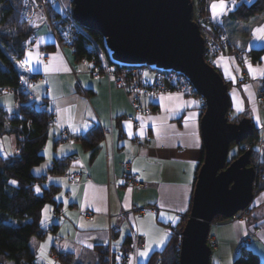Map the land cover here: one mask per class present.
<instances>
[{
    "label": "crops",
    "instance_id": "0c3cea01",
    "mask_svg": "<svg viewBox=\"0 0 264 264\" xmlns=\"http://www.w3.org/2000/svg\"><path fill=\"white\" fill-rule=\"evenodd\" d=\"M209 17L218 21L224 15L212 13L209 8ZM31 23L34 37L23 59L26 69L37 74V79L29 85V99L53 116L42 150L45 165L33 174L44 175L54 160L71 155L75 157L69 160L67 172L83 171L74 181L66 180L65 174L46 178L47 182L60 185L55 197L60 207L57 213L51 206L46 213L45 206L42 209L43 225L53 224L55 231L48 232L50 235L47 233L43 239L31 238L33 262L64 264L59 253H68L74 257V264H97V247L110 246L114 252H120L133 233L145 232V245L151 242V246L146 257L139 255L147 251L145 246L138 251L136 262L148 264L152 254L161 251L171 232L183 223L180 214L189 212L202 158L201 100L179 92L142 98V104L150 112L139 116L138 124L132 125L125 120V116L132 114V107L123 90L107 77L91 76L87 67L82 68L73 57L72 50L56 40L42 21L32 19ZM224 26L227 30L225 18ZM26 52L38 54L43 63H27ZM15 101L11 89L0 94V108L10 111L8 117L16 111ZM193 114L196 118L186 123L188 115ZM92 127H99L101 141L95 149H86L77 138ZM65 128H68L66 132ZM147 136H150L148 141ZM7 138H11L15 149L14 137L5 134L0 139L3 156L9 155L4 151L3 140ZM127 161L131 162L132 173L141 186H124L123 164ZM252 202L246 220L213 223L208 241L214 244L218 262H233L241 251L240 240L248 230L252 232L248 248L260 260L264 257V249L258 244L264 238V212L250 218L249 214L261 205ZM82 205L87 206L81 210ZM94 207L99 211H94ZM132 208L147 209L132 213ZM173 217L175 223L171 221ZM112 227L117 230L112 231ZM162 239L164 243H159ZM42 246L46 258L40 255Z\"/></svg>",
    "mask_w": 264,
    "mask_h": 264
},
{
    "label": "water",
    "instance_id": "95a60500",
    "mask_svg": "<svg viewBox=\"0 0 264 264\" xmlns=\"http://www.w3.org/2000/svg\"><path fill=\"white\" fill-rule=\"evenodd\" d=\"M73 19L103 37L112 59L172 68L186 75L204 100L200 116L203 159L188 217L179 231L178 264H210L207 243L215 216L230 219L264 190L256 184L251 153L228 160L232 144L253 132L248 117L229 121L227 84L203 57V40L191 20L190 0H71Z\"/></svg>",
    "mask_w": 264,
    "mask_h": 264
},
{
    "label": "trees",
    "instance_id": "16d2710c",
    "mask_svg": "<svg viewBox=\"0 0 264 264\" xmlns=\"http://www.w3.org/2000/svg\"><path fill=\"white\" fill-rule=\"evenodd\" d=\"M22 0H0V89L9 88L17 101L16 111L19 118L13 114L8 117L7 111L0 108V139L12 135L15 148L18 151L3 156L0 154V263L1 264H34V252L30 246L31 238L43 239L48 232L55 231V225L45 227L41 220L42 209L50 205L57 213L60 203L56 195L60 185L46 181L49 176H62L67 173L69 158L54 160L44 175H34L32 169L44 160L42 150L48 139V128L52 114L45 108L35 106L29 99L28 88L21 86L24 79L36 80L37 74L31 73L24 64L25 42L29 41L34 27L28 21H20L19 12ZM236 5L227 13V18L234 21H247L264 11V0H235ZM56 11V9L53 8ZM58 13V12H57ZM81 27V26H80ZM73 44L74 57L80 61L89 58L92 53L101 51L106 54L103 37L98 33L81 27ZM86 44L91 51L86 50ZM262 49H254L249 54L253 60H259ZM21 64L24 67H21ZM226 84L228 82H225ZM235 121V120H233ZM253 126V132L243 142L247 148L232 144L236 153L233 159L246 149L250 150L251 162L256 153L258 137ZM20 136L22 139H20ZM257 137V138H256ZM86 149H95L101 141L99 127H92L86 134L77 138ZM203 159V146L202 158ZM255 167V165L253 164ZM258 177L264 176V158H260ZM15 181L16 183H10ZM264 182V181H260ZM39 187L37 193L35 188ZM250 210V209H249ZM222 216H215L213 222L226 221ZM170 236L167 245L159 252L152 254L148 264L160 258L159 264H178L179 231ZM208 243V241H207ZM209 245V244H208ZM99 259L97 264H108V247H97ZM59 259L64 264H74V257L68 253H59ZM233 264H264L258 255L248 247L241 249L233 260Z\"/></svg>",
    "mask_w": 264,
    "mask_h": 264
},
{
    "label": "built area",
    "instance_id": "2783aa9c",
    "mask_svg": "<svg viewBox=\"0 0 264 264\" xmlns=\"http://www.w3.org/2000/svg\"><path fill=\"white\" fill-rule=\"evenodd\" d=\"M192 3L191 19L197 24L200 36L203 40V57L206 62L209 63L210 59L218 55L225 53L227 49H230L231 43L224 26V18L221 17L218 21H212L209 17V11L206 10L207 3L205 0H190ZM21 9L19 12L20 21H25L32 18L34 10L44 7L46 2L49 0H22ZM46 8V7H45ZM51 18L48 19V27L50 34L59 42L64 44L66 47L73 50L74 40L76 34L79 32L72 23H68L65 20L64 13H57L55 10H51ZM47 16V15H46ZM49 16V15H48ZM47 16V17H48ZM52 21V22H51ZM34 37V33L30 34L29 41L25 42L27 46L30 44ZM231 46V47H230ZM86 50L91 51V48L86 44ZM87 62V72L94 77L104 76L112 80L119 88L125 93L131 107L132 114L125 116V120L132 125H137L139 116H143L150 112V108L147 105H143L141 99L145 97H153L160 93H172L179 92L187 97H198L201 100L202 112L205 108L204 100L197 94L195 88L190 83L188 77L178 70L172 68L156 67L155 65L145 64H133L123 63L112 59L110 51L107 50L106 54L98 51L91 54L89 58H84ZM210 64V63H209ZM143 69H148V76L143 75ZM251 80L247 75L244 68L242 76L239 82H246ZM24 81V82H22ZM21 81V86L29 88L32 80L24 79ZM9 88L0 89V94ZM256 92L257 101L264 104V78L260 79L259 85ZM17 104V101H15ZM14 118L18 119L17 113L13 114ZM52 119L50 120V123ZM68 128L64 129L66 132ZM20 139L22 137L20 136ZM150 140V136L146 137V141ZM19 148H15L18 151ZM75 155L69 156V160H72ZM124 167V186L133 188L141 186L136 176L132 173L131 162L127 161L123 164ZM256 174L257 168L255 169ZM83 175V171L77 170L73 172L65 173V178L68 181H74ZM264 179V176H262ZM262 180V179H261ZM259 180L256 176V184L258 185ZM147 208H132V213H142ZM249 212V207L244 210L237 212L230 219H243L246 220ZM182 220H186L188 215L185 213L180 214ZM112 231L117 229L111 228ZM172 233V232H171ZM252 232L248 230L246 235L240 240V249H245L250 243ZM146 237L138 232L131 235L126 246L120 252H114L110 246H108L107 263L108 264H137L138 251L144 248ZM160 258L156 257L152 264H159ZM1 264V263H0Z\"/></svg>",
    "mask_w": 264,
    "mask_h": 264
},
{
    "label": "rangeland",
    "instance_id": "374dc122",
    "mask_svg": "<svg viewBox=\"0 0 264 264\" xmlns=\"http://www.w3.org/2000/svg\"><path fill=\"white\" fill-rule=\"evenodd\" d=\"M194 3L197 0H193ZM207 3V7L213 12L212 6L214 4H222L223 9L219 11L217 14L224 15L225 24L227 27V34L231 43V48L226 50L224 54L218 55L210 59L209 63L221 70L219 72L227 83V92L230 99V108L227 113V117L229 121L237 120L241 116L248 117L253 126H255L256 136L258 137V142L256 143V153L252 159L251 165H258L259 159L262 157L264 158V104L257 101L256 99V92L259 85V79L264 76V11L247 21H234L227 18V13L230 9H232L236 5L235 0H205ZM72 2L71 0H49L46 2L44 7L38 8L34 10V15L32 18H29L25 21H28L29 24L32 26L31 23L32 19H39L42 21L46 26H48L47 20L51 18V10L56 9L58 13H64L65 20L68 23H72L74 27L77 28V31L81 29L80 25L76 23L71 15L72 10ZM46 7V8H45ZM209 8L206 10L209 11ZM209 14V13H208ZM48 17H47V16ZM192 20V19H191ZM52 22V21H51ZM37 24V22H36ZM35 25V24H34ZM34 27V26H33ZM49 28V27H48ZM34 33V31H33ZM71 49V48H70ZM254 49H262L260 54L259 60H253L250 56V52ZM72 50V49H71ZM73 57L74 51L72 50ZM73 60V59H72ZM82 68L87 67V62L85 59H81L78 61ZM246 70L247 75L250 77L251 80L246 82H239L242 71ZM147 74V75H145ZM149 72L148 69H143V75L148 76ZM8 114L10 111L8 110ZM256 137V138H257ZM8 139V140H7ZM4 139L6 141L4 143L5 149L4 151L7 152L6 154H10V152L14 149L11 138ZM242 147L247 148L246 142H241ZM236 153L235 147H230L228 153V159L231 158ZM45 164L42 163L39 166H35L32 171L38 172ZM38 167V168H37ZM258 173V169H257ZM264 181L262 176L259 178L257 175V180ZM258 181V182H259ZM254 202H261L259 208H256L249 214L250 218L255 216L257 212L263 211L264 212V190L259 192L254 197ZM253 204V202L251 203ZM250 204V205H251ZM50 207V205H45V207ZM188 215V214H187ZM230 220V219H228ZM185 219L182 221L181 229L184 226ZM216 223V222H213ZM213 223L211 224L210 233L213 232ZM174 233L172 231L171 235ZM48 235H50L48 233ZM34 240V238H33ZM251 240V239H250ZM43 241V240H42ZM210 247V264H233L232 261H217V256L215 254V248L213 247V242L208 241ZM258 244L261 248L264 249V238L262 241H258ZM44 245V244H43ZM240 248V247H239ZM263 256V255H262ZM264 258V257H263ZM261 259L260 262L264 263V259Z\"/></svg>",
    "mask_w": 264,
    "mask_h": 264
},
{
    "label": "snow or ice",
    "instance_id": "6c2138e0",
    "mask_svg": "<svg viewBox=\"0 0 264 264\" xmlns=\"http://www.w3.org/2000/svg\"><path fill=\"white\" fill-rule=\"evenodd\" d=\"M212 8H213V12L215 13V14H217L219 11H221L222 9H223V5L222 4H219V5H217V4H214L213 6H212ZM25 61L27 62V63H29V64H31V63H33V62H38V63H43V61L40 59V57L38 56V54H33L32 52H26L25 53ZM21 67L23 68L24 67V65L23 64H21ZM145 75H147V74H145ZM22 82H24V81H22ZM170 99H171V97H170ZM186 106H188V105H186ZM191 106V105H190ZM196 118V116H195V114H193V115H188V117L186 118V123H187V121L188 120H192V119H195ZM130 127V126H129ZM154 127V129H155V125L153 126ZM197 143H198V141H196ZM45 155L47 156L48 155V152H47V150H46V152H45ZM134 171H135V169H134ZM10 183H13V184H15L16 182L15 181H10ZM35 191L37 192V193H39L40 192V189H39V187H36L35 188ZM65 204H67V201H65ZM85 206H87V205H82V208H81V210H83V208L85 207ZM181 210H184V209H181ZM48 211V208H47V206L45 207V209H44V212L46 213ZM94 211H99V209L98 208H95L94 207ZM162 215V218H163V214H161ZM47 218V217H46ZM175 220H176V218L175 217H173V219L171 220L173 223H175ZM141 235H147V233H145V232H141L140 233ZM165 235H167V234H165ZM159 243H164V240L162 239ZM150 246H151V242L149 243V244H146L145 245V249H147V251H141L140 253H139V255L141 256V257H146L147 256V254H148V250H149V248H150ZM40 255L42 256V257H45L46 258V250H45V246H42L41 247V249H40Z\"/></svg>",
    "mask_w": 264,
    "mask_h": 264
},
{
    "label": "flooded vegetation",
    "instance_id": "af4514ba",
    "mask_svg": "<svg viewBox=\"0 0 264 264\" xmlns=\"http://www.w3.org/2000/svg\"><path fill=\"white\" fill-rule=\"evenodd\" d=\"M237 120H238V119H237ZM237 120H236V121H237Z\"/></svg>",
    "mask_w": 264,
    "mask_h": 264
},
{
    "label": "bare ground",
    "instance_id": "6f19581e",
    "mask_svg": "<svg viewBox=\"0 0 264 264\" xmlns=\"http://www.w3.org/2000/svg\"><path fill=\"white\" fill-rule=\"evenodd\" d=\"M52 12V11H51Z\"/></svg>",
    "mask_w": 264,
    "mask_h": 264
}]
</instances>
